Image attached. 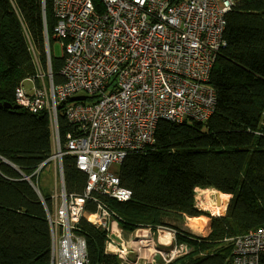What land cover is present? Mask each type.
Masks as SVG:
<instances>
[{
  "label": "trees",
  "instance_id": "trees-1",
  "mask_svg": "<svg viewBox=\"0 0 264 264\" xmlns=\"http://www.w3.org/2000/svg\"><path fill=\"white\" fill-rule=\"evenodd\" d=\"M226 19V47L209 80L217 96L212 117L206 122L161 120L154 144L129 154L116 169L130 200L94 193L86 205L89 214L98 205L109 209L124 234L175 231L177 243L189 252L170 264H233L232 239L264 229V0H238ZM55 25L53 0H0V103L17 106L16 88L29 79L40 86L39 73L48 83L49 65L54 84L64 82V57L55 58L51 49ZM73 101L58 106L62 144L71 129L64 110ZM53 152L48 111L0 108V264H51L43 200L50 208L52 194L42 179L50 163L36 172ZM63 164L66 192L83 194L86 174L70 156ZM197 188L230 196L226 214L207 237L181 229L186 217L206 214L195 205ZM77 233L87 243V264H127L107 254L105 231L81 219Z\"/></svg>",
  "mask_w": 264,
  "mask_h": 264
},
{
  "label": "built area",
  "instance_id": "built-area-1",
  "mask_svg": "<svg viewBox=\"0 0 264 264\" xmlns=\"http://www.w3.org/2000/svg\"><path fill=\"white\" fill-rule=\"evenodd\" d=\"M238 0H53L54 37L64 49L61 76L55 85L49 65L33 83L15 90L20 107L37 114L48 111L53 132L57 191L47 212L52 236L51 264H87V243L77 233L81 219L107 233L106 252L126 263L164 264L187 253L184 244L168 251L150 238L151 229H138L130 245L121 244L122 231L103 205L86 211L98 193L127 202L131 192L121 186L116 169L125 158L155 142L161 120L206 122L215 113L217 96L209 84L213 66L226 47L227 13ZM50 61V44L46 40ZM70 125L65 143L59 134L58 106ZM86 174L83 194H68L64 158ZM214 217V216H213ZM160 233L173 230L158 228ZM141 232H145L141 235ZM138 236H141L138 239ZM233 264H261L264 229L232 239ZM133 261V262H134Z\"/></svg>",
  "mask_w": 264,
  "mask_h": 264
},
{
  "label": "rangeland",
  "instance_id": "rangeland-1",
  "mask_svg": "<svg viewBox=\"0 0 264 264\" xmlns=\"http://www.w3.org/2000/svg\"><path fill=\"white\" fill-rule=\"evenodd\" d=\"M51 49H52L53 56L55 58H61V57H63V55H64V49H63L62 44H61V42L59 40H53L51 42ZM23 85H24V88L26 90H28L31 87L32 84H31V81L26 80V81H24ZM54 168H55L54 167V163H50L47 166V168L45 169V171L43 172V174H42V179L44 180L43 182H44L46 188L50 191V193L52 195H54L56 193V191H57V185H56L55 181L53 180L54 177L52 176V173H54ZM46 175H49L50 177H52V179L50 177H47ZM217 194L218 193H216V192H211L210 193V196L212 195L213 197L212 196L211 197L213 199L211 197H209V199L212 200L211 201L212 203L211 202H207V204L201 203L200 199H198V198L196 199V197H195V205L197 206V208L199 210H201V211H203V212L206 213L202 217H205L208 221H204L203 220L204 222H199L198 223L196 220H194L195 218L192 219V220H188L187 219L186 221L185 220L183 221V223L181 225V229H183V230H185V231H187L189 233H192L195 236H198V235L201 236V235H204L203 229H205V226L207 225L208 226V229L207 230H208V233L210 234V232L214 228V226L216 224V221H217V219L219 217H213L212 216V213L210 211L206 210V209H203V207L204 206H207L209 209H211V206L212 205H215L216 204L217 206H220L221 204H218ZM229 198H230V196H229ZM229 198L227 200H229ZM227 200H226V202H227ZM225 209H227V205H226V208ZM193 223H197V224H193ZM176 225H178V224H176ZM140 237L141 236H138V239H142ZM124 238L125 237H123V239ZM187 249H188V247H187ZM187 252H189V249L187 250ZM157 263L158 264L161 263L160 256H157L156 257V264Z\"/></svg>",
  "mask_w": 264,
  "mask_h": 264
},
{
  "label": "crops",
  "instance_id": "crops-1",
  "mask_svg": "<svg viewBox=\"0 0 264 264\" xmlns=\"http://www.w3.org/2000/svg\"><path fill=\"white\" fill-rule=\"evenodd\" d=\"M28 81H31V87L27 90L28 92H31L32 91V88H33V80L31 79H29ZM24 83V82H23ZM22 83V84H23ZM24 86V85H23ZM55 167V166H54ZM56 171H55V168H54V173H53V175H54V181H55V183H56V185H57V182H56ZM192 220V218L191 219H189V218H185L184 220L186 221V220ZM136 232V231H135ZM135 232H133L132 234H124V233H121V235H122V242H121V244H124V245H130L131 244V242L133 241V238H135ZM156 236H155V235ZM209 234V233H208ZM208 234L207 235H201V237H207L208 236ZM165 235H168L169 236V240L168 241H166L165 240ZM199 236V235H198ZM123 237H125L124 239H123ZM150 238L151 239H153V242H154V244L158 247V248H160V249H162V250H164V251H168L172 246H174L175 244H177V240H176V237H174L172 234H170L169 235V233L168 232H165V233H160L158 230H155V231H151V233H150ZM179 244V243H178ZM156 259V258H155ZM160 260H161V263L160 264H162L163 262H162V259L160 258ZM156 262V261H155ZM127 264H145V262L144 261H139L138 263H135V261L133 262V261H131V262H129V263H127ZM156 264V263H155ZM158 264V263H157Z\"/></svg>",
  "mask_w": 264,
  "mask_h": 264
},
{
  "label": "bare ground",
  "instance_id": "bare-ground-1",
  "mask_svg": "<svg viewBox=\"0 0 264 264\" xmlns=\"http://www.w3.org/2000/svg\"><path fill=\"white\" fill-rule=\"evenodd\" d=\"M211 192H216L218 193L217 191L213 190V189H201V188H197L195 190V197L196 199H200L201 203L203 204H207V202H211L212 200L209 199L210 196V193ZM213 197V196H212ZM211 197V198H212ZM229 198V195H225V194H221L220 196V200H221V205L220 206H217L216 204L215 205H212L211 206V209H209L207 206H204L203 209H206L208 211H210L212 213V216L214 217H222L226 214V205H225V201ZM209 199V200H208ZM213 199V198H212ZM212 203V202H211ZM225 205V206H224ZM194 220H196L198 223L199 222H204V221H208L205 217H199V218H195ZM204 220V221H203ZM193 224H197V223H193ZM192 224V225H193ZM201 224V223H200ZM194 226V225H193ZM205 226V225H204ZM208 226L206 225L205 226V229H203V233L204 235H207L208 234ZM141 235H144L145 232H141L140 233ZM165 240L168 241L169 240V236L168 235H165Z\"/></svg>",
  "mask_w": 264,
  "mask_h": 264
},
{
  "label": "water",
  "instance_id": "water-1",
  "mask_svg": "<svg viewBox=\"0 0 264 264\" xmlns=\"http://www.w3.org/2000/svg\"><path fill=\"white\" fill-rule=\"evenodd\" d=\"M2 107L5 108V109H11V108L19 109L20 108V106H18V105L17 106H12L11 104H7V103L2 104V103H0V108H2ZM26 179L29 180V178H26ZM220 196H221V193L218 192V194H217L218 204H221ZM229 203H230V198H229V200H227V202L225 201V205H227V207H228ZM107 254L116 256L113 252H107Z\"/></svg>",
  "mask_w": 264,
  "mask_h": 264
}]
</instances>
